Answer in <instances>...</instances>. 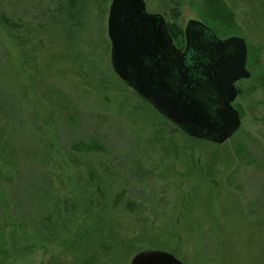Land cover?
<instances>
[{
	"label": "rangeland",
	"instance_id": "1",
	"mask_svg": "<svg viewBox=\"0 0 264 264\" xmlns=\"http://www.w3.org/2000/svg\"><path fill=\"white\" fill-rule=\"evenodd\" d=\"M111 1L0 0V18L20 26L0 22V264H130L147 249L264 264V90L253 77L264 78V0H224L257 64L239 82L241 125L221 143L177 129L117 75ZM176 1L180 25L201 18L200 0H144L168 17ZM44 223L64 224L59 237Z\"/></svg>",
	"mask_w": 264,
	"mask_h": 264
},
{
	"label": "water",
	"instance_id": "2",
	"mask_svg": "<svg viewBox=\"0 0 264 264\" xmlns=\"http://www.w3.org/2000/svg\"><path fill=\"white\" fill-rule=\"evenodd\" d=\"M162 27L160 15L148 12L144 0H112L107 31L115 72L187 134L224 142L241 123L230 104L237 96L230 82L250 76L245 68V39L239 35L214 38L208 62L197 64L195 70L199 71L193 75L182 53L173 56L164 51ZM187 33V42L197 38L194 34L192 39L189 30ZM228 46L231 50L226 53ZM211 98L216 100L214 105L209 104ZM130 264L184 263L171 252L147 249L137 252Z\"/></svg>",
	"mask_w": 264,
	"mask_h": 264
},
{
	"label": "flooded vegetation",
	"instance_id": "3",
	"mask_svg": "<svg viewBox=\"0 0 264 264\" xmlns=\"http://www.w3.org/2000/svg\"><path fill=\"white\" fill-rule=\"evenodd\" d=\"M148 12H150V11H148ZM150 13L159 14L160 18L162 20L163 26L165 27V28L162 27V29H163V32L165 34V37H163V39H164V43H166V46L164 48V51L166 52V54L167 55H169V54L173 55L175 52L182 53L183 58H184V63L189 67V70L193 75H195L199 71V69L197 70V72L195 70V66L197 64H200V63L205 64L208 62L207 55L209 54V49H211V47H212L211 42L213 40H215V39L225 40L226 38H228L232 35H239V34H223V33H220L218 31H216V29H214L213 27H210V25L205 23L201 18H193V19L190 18L186 21L184 26L181 25L182 26V38L180 39L179 42H177L174 40V37L169 30L168 22H170V20L168 18L167 13L165 14L166 16L160 12H150ZM187 30H189V32H191V34L189 36H191L192 39H193L194 34L197 35V38L187 42V35H188ZM168 38H170L169 42L167 41ZM245 42H246V40H245ZM246 47H247V49H246V56H245L246 57L245 68L249 71V73H250L249 78H251L252 71H251V68L249 66L251 63V60H250V56H249V48H248L247 42H246ZM230 50H231V47L228 46V47H226V50H224V51L227 53ZM249 60H250V62H249ZM244 79H248V78H242L241 77V78L234 79L230 82V84L232 86H234L235 89H237L236 98L239 96V94L241 93V89H242L240 87L239 82L241 80H244ZM212 94L215 95V92H212ZM211 99L213 101L210 102L209 104L214 105L216 100H215V98H211ZM235 99L230 101V104L235 110L238 111L239 116L241 117L240 110H239V108H241V107L235 103ZM176 128L181 130L177 126H176Z\"/></svg>",
	"mask_w": 264,
	"mask_h": 264
},
{
	"label": "trees",
	"instance_id": "4",
	"mask_svg": "<svg viewBox=\"0 0 264 264\" xmlns=\"http://www.w3.org/2000/svg\"><path fill=\"white\" fill-rule=\"evenodd\" d=\"M74 2L75 0H69V2ZM200 5H197V11L201 19L210 25V27H213L216 29V31L223 33V34H240L239 31V25H237V22L235 20V15L232 9L227 5V3L224 0H200ZM175 6L171 8V13L173 17H168L170 22H168V27L170 32L172 33L174 40L179 42L182 38V26L176 21V19L179 17V10L178 6L180 5V2L176 1ZM0 22L3 25L8 26L9 28H16L20 27L17 23L10 21L5 16H2L0 18ZM255 49L253 48L252 51H249V56L251 60V64H257L256 56H255ZM255 77L256 81L263 87L264 90V78L263 77ZM240 114H241V109ZM79 144V143H77ZM74 144V147L82 148L84 151L89 150H97L99 148L97 143H83L80 144V147H77L78 145ZM6 152V149L5 151ZM8 152V151H7ZM46 227L48 228V231H46V234L49 236H54L55 239L59 237V234L61 233V229L59 231L56 230V228L63 227L64 224L56 223V225L50 224V223H44ZM55 228V230H54ZM48 235H46V238H48ZM39 239V238H38ZM63 243H66L63 241ZM64 263V261L62 262ZM82 264H97L95 260V256L91 257L88 260H83L81 262Z\"/></svg>",
	"mask_w": 264,
	"mask_h": 264
}]
</instances>
